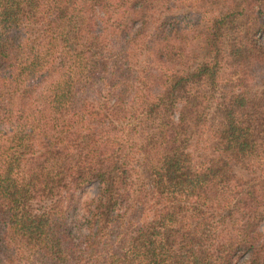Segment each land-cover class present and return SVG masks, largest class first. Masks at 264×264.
Here are the masks:
<instances>
[{"label": "trees", "instance_id": "obj_1", "mask_svg": "<svg viewBox=\"0 0 264 264\" xmlns=\"http://www.w3.org/2000/svg\"><path fill=\"white\" fill-rule=\"evenodd\" d=\"M259 36L264 0H0V264H264Z\"/></svg>", "mask_w": 264, "mask_h": 264}, {"label": "rangeland", "instance_id": "obj_2", "mask_svg": "<svg viewBox=\"0 0 264 264\" xmlns=\"http://www.w3.org/2000/svg\"><path fill=\"white\" fill-rule=\"evenodd\" d=\"M98 14V13H97ZM99 15H101L99 13ZM260 42L264 45V36H259ZM95 184H91L89 186L84 187L82 190L77 191V204L75 206V210L73 211L74 214L77 215V217L80 216L82 213L83 205L91 199L95 194ZM261 231H264V223L261 224L260 227Z\"/></svg>", "mask_w": 264, "mask_h": 264}]
</instances>
